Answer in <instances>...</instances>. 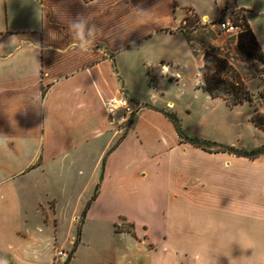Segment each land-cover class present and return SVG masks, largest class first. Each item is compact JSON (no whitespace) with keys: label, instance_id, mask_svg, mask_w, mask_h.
Wrapping results in <instances>:
<instances>
[{"label":"crops","instance_id":"obj_1","mask_svg":"<svg viewBox=\"0 0 264 264\" xmlns=\"http://www.w3.org/2000/svg\"><path fill=\"white\" fill-rule=\"evenodd\" d=\"M205 1L0 0V264H57V239L9 230L25 222L23 206L38 191L54 204L69 195L87 204L84 223L97 207L99 221H130L116 232L126 237L124 255L100 253L99 264H136L140 252L151 264H264V153L182 142L165 114L178 117L174 102L138 97L154 87L150 78L160 92V77H179L166 54L174 46L193 53L182 31L189 16L207 28L221 9L239 10L264 51V0H212L214 17ZM246 84L259 94L264 76ZM120 97L136 105L134 115L108 113ZM250 105L264 113V99ZM145 210L163 220L158 239L148 226L137 233L133 215Z\"/></svg>","mask_w":264,"mask_h":264},{"label":"rangeland","instance_id":"obj_2","mask_svg":"<svg viewBox=\"0 0 264 264\" xmlns=\"http://www.w3.org/2000/svg\"><path fill=\"white\" fill-rule=\"evenodd\" d=\"M215 10L212 0H207L203 3L202 11L208 13L210 17L215 16ZM241 17L244 18L243 12H241ZM214 22L215 20L212 23L204 21L203 23L208 24L207 28L199 27L197 24H184L183 32L192 37L191 47L198 52L199 56L204 54L208 46H227L230 48L236 46L234 35L219 32ZM160 43L159 41H153L152 47L156 49L160 46ZM166 55L168 60L172 62L171 68L179 73V77L178 74L172 75V81L170 78L160 77L162 86L160 92L146 83L145 92L138 94L140 99L142 98L146 101L157 99L163 107H166L169 102H174L175 109L173 110L177 112L183 130L189 137L244 151H252L264 146V130L258 129L252 123L254 108L250 103L230 107L221 98L211 99L205 93L203 87L197 89L198 86H201V83L203 85L199 74L200 61L188 48L184 49L182 46H174ZM160 66L165 69L169 64H161ZM247 67L250 77L264 76V67L262 65L257 67L247 65ZM160 69L158 68L159 72L161 71ZM166 74L168 76V71ZM178 78H181V80H174ZM153 79L150 78L152 85ZM191 84L193 85L191 86ZM154 94L156 97L152 96ZM252 95L254 100L252 104L257 106V103L264 99L261 98L264 95V90L259 94ZM166 110L170 111V108L167 107ZM56 190L60 193L65 191L71 193L75 189L68 187ZM38 192V196L35 195V198L31 200L28 198L29 204L23 206V212L26 217L25 222L20 226L11 224L10 231H13L14 227H19V236L33 233L37 236L57 239V245L54 247L57 248L55 255L57 264L67 263L70 254L72 255L74 252L75 242H77V249L74 252L71 264H99L103 259L101 258L103 253H105L104 257L108 260L113 254L111 252L115 249L116 251L118 249V255H115L118 261L121 256L119 254L122 252L121 254L124 255L126 237L118 235L119 233L116 232L120 228L125 227V223L130 222L128 219L120 218V220L113 223L106 220L99 221L97 215L100 214V211L97 207L95 209L98 210H93V218L89 217L87 222L84 223L87 204L77 205L71 195L67 198L62 197L59 203L54 204L51 198H45L44 194L40 191ZM122 207L128 209L131 206L124 205ZM37 209L40 210L39 214L35 213ZM157 212L154 210L149 213V211L145 210L141 214L138 212V214L133 215L138 225L137 233L141 235L140 227L148 226L151 229V231L150 229L148 230L151 235L158 236L154 237V240L161 236L163 220ZM82 225L83 230L79 236V229ZM39 227L42 228V231L39 230ZM126 228L129 230L132 227ZM79 237L80 239H78ZM32 248L30 246L27 247L28 250L26 252L28 255L32 254ZM42 249L41 259L45 260L46 256L50 254V246H47L44 240ZM59 251H65L67 257H59ZM100 253L102 254L101 256ZM137 256L136 264H151L154 262L153 257L148 256V254L140 252Z\"/></svg>","mask_w":264,"mask_h":264},{"label":"trees","instance_id":"obj_3","mask_svg":"<svg viewBox=\"0 0 264 264\" xmlns=\"http://www.w3.org/2000/svg\"><path fill=\"white\" fill-rule=\"evenodd\" d=\"M238 20L242 21L246 30L234 36L236 46L234 48L227 46H208L202 55V65L199 68L203 89L212 99L221 98L230 107H235L245 102L253 103V95L248 90L246 84V78L250 77L247 65H253L255 67L262 65L264 67V51L245 19L238 17ZM187 24L201 26L197 17H187L185 25ZM184 36L188 43L191 44L192 37L185 32ZM193 54L199 57L196 50H193ZM153 85L155 87V83ZM261 98H264V95ZM165 114L175 125L182 142H188L193 146L206 150L229 152L237 156L249 158H256L264 153V146L253 151H244L189 137L182 129L180 120L176 114L167 111ZM252 123L258 129L264 130V113L257 108L252 116ZM71 257L72 255L70 254L67 263Z\"/></svg>","mask_w":264,"mask_h":264},{"label":"built area","instance_id":"obj_4","mask_svg":"<svg viewBox=\"0 0 264 264\" xmlns=\"http://www.w3.org/2000/svg\"><path fill=\"white\" fill-rule=\"evenodd\" d=\"M238 17H241V11L225 7L220 10L214 23L219 32L237 36L246 30L242 21L238 20ZM106 107L108 113L122 110L127 116H132L137 112L136 105H134L126 97L113 98L107 102ZM58 256L66 258L67 253L65 251H59Z\"/></svg>","mask_w":264,"mask_h":264}]
</instances>
